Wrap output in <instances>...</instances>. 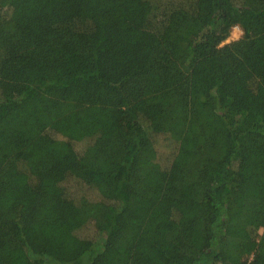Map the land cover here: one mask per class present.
<instances>
[{"label": "trees", "instance_id": "1", "mask_svg": "<svg viewBox=\"0 0 264 264\" xmlns=\"http://www.w3.org/2000/svg\"><path fill=\"white\" fill-rule=\"evenodd\" d=\"M26 261L264 264V0H0V264Z\"/></svg>", "mask_w": 264, "mask_h": 264}, {"label": "rangeland", "instance_id": "2", "mask_svg": "<svg viewBox=\"0 0 264 264\" xmlns=\"http://www.w3.org/2000/svg\"><path fill=\"white\" fill-rule=\"evenodd\" d=\"M241 34L242 33H241L240 29L238 27H234L231 30L230 36L225 43L239 39L241 37ZM155 140H158L157 149L159 152V158H165L166 155L169 153L170 148L166 145L167 143L162 138H160V139L157 138ZM66 227L71 228V224L69 223ZM80 236L83 238H87V239L93 238L94 231L92 230V228L89 225H87L80 230ZM24 264H29V263L26 261V262H24Z\"/></svg>", "mask_w": 264, "mask_h": 264}]
</instances>
